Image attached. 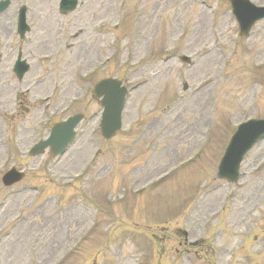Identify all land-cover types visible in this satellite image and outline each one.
<instances>
[{
  "label": "rangeland",
  "instance_id": "obj_1",
  "mask_svg": "<svg viewBox=\"0 0 264 264\" xmlns=\"http://www.w3.org/2000/svg\"><path fill=\"white\" fill-rule=\"evenodd\" d=\"M21 1L30 5L32 43L21 44L9 30L12 19L0 16V167L25 168L26 178L17 188L29 184L40 190L8 195L11 188L0 181V264H208L209 255L186 252L181 231L187 230L189 239L220 244L215 231L231 230L240 220L238 206L240 218L247 217L242 225L257 224L256 240L264 237V188L256 192L264 180V140L246 158L247 171L263 164L260 179L246 174L231 186L215 176L234 131L231 124L246 116L264 117V65L259 64L264 62V20L243 38L227 14V0H205L210 8L200 0H84L70 14L58 11L59 0ZM253 1L264 5V0ZM100 20L108 24L100 26ZM38 40L45 41L39 45ZM20 46L31 64L22 80L12 72L15 54L8 59L5 53ZM111 51L112 63L93 80L79 78ZM43 54L50 59L39 60ZM172 54H193L192 64L165 61ZM104 76L122 78L131 88L123 128L110 141L100 135V106L89 93ZM179 76L189 85L186 91ZM87 91L86 97L70 101ZM78 111L87 114L86 120L64 157L27 158L25 151L48 134L52 122ZM188 158V166L167 172ZM164 174L159 183L150 180ZM77 175L67 183L66 177ZM139 185L144 189L134 193ZM208 188L215 189L207 193ZM124 190L125 199L118 201ZM227 192L231 196L223 201ZM94 212L98 219L87 233ZM206 221L214 223L211 239L202 233ZM5 232L10 235L4 237ZM237 254L232 264L264 261H245Z\"/></svg>",
  "mask_w": 264,
  "mask_h": 264
}]
</instances>
